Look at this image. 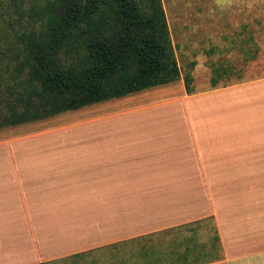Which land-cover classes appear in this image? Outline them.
I'll use <instances>...</instances> for the list:
<instances>
[{"label": "crops", "instance_id": "crops-1", "mask_svg": "<svg viewBox=\"0 0 264 264\" xmlns=\"http://www.w3.org/2000/svg\"><path fill=\"white\" fill-rule=\"evenodd\" d=\"M261 84L251 105L247 81L187 93L181 77L0 134V264L156 238L127 254H207L185 240L205 220L216 264H264Z\"/></svg>", "mask_w": 264, "mask_h": 264}, {"label": "trees", "instance_id": "trees-1", "mask_svg": "<svg viewBox=\"0 0 264 264\" xmlns=\"http://www.w3.org/2000/svg\"><path fill=\"white\" fill-rule=\"evenodd\" d=\"M180 78L162 0H0V129Z\"/></svg>", "mask_w": 264, "mask_h": 264}, {"label": "rangeland", "instance_id": "rangeland-1", "mask_svg": "<svg viewBox=\"0 0 264 264\" xmlns=\"http://www.w3.org/2000/svg\"><path fill=\"white\" fill-rule=\"evenodd\" d=\"M162 4L181 77H191L193 92L247 81L252 97L249 104L255 105L252 85L258 81L264 89V0H162ZM222 97H215L213 102L207 95L204 100L217 105ZM22 127L2 128L0 134L17 133ZM212 224L205 220L203 226L192 228V238H185L187 243H202L207 254H127L149 249L158 252L166 245L156 238L120 243L49 264H216L221 254H209L217 252Z\"/></svg>", "mask_w": 264, "mask_h": 264}]
</instances>
